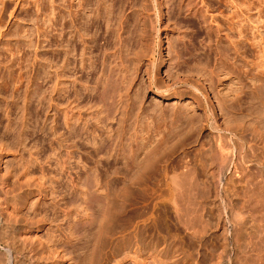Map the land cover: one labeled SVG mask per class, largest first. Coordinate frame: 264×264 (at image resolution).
Listing matches in <instances>:
<instances>
[{"label": "rangeland", "instance_id": "1", "mask_svg": "<svg viewBox=\"0 0 264 264\" xmlns=\"http://www.w3.org/2000/svg\"><path fill=\"white\" fill-rule=\"evenodd\" d=\"M153 1L154 0H67V4L66 0H0V154L2 156L0 162V204L3 203V209L0 208V258L4 257L5 259L7 256L6 252L9 250L10 254L13 253L12 255L17 256L19 254L17 258H21L22 254L24 258H28L29 254L31 256L33 255L35 258L32 257V259L35 262L37 261L36 263L33 262L34 264H43V262L50 260L52 264H89V254L93 251V236L96 230L95 221H99L101 218L99 202H97V200L96 202H92V206L86 205L84 202L89 188L93 186V189H99L98 192H101L100 194H105L103 192H105L104 189H106L107 186L106 181L108 180L107 178L110 179V176L112 179H110L111 182H109L110 187L114 185L119 186V183L120 186L124 183V185L128 184L129 187V183L125 181L118 183V181L124 180L122 179L124 176L118 174L124 173L122 171L120 172V170H124L123 168L125 167L122 164L129 160H127V158H132L131 155L134 153L135 155H132L134 156L132 161H130V159L128 163L135 160L133 163L134 165L130 163L129 165L131 167L133 166L132 168L137 166H135V164L139 166L142 161L138 163V160H142L145 156L144 154L149 153V151L146 152L143 150H152L151 145L156 141L158 144V140L161 139L159 137H163V133L166 135L168 133L165 137H168L171 133V137H173L172 141L170 140L171 137L170 139L168 137L167 139L169 140L163 143L165 145L162 146L160 142L161 146L158 147L161 148L166 146L167 142H169L168 145H170V143L175 145V143L178 142V146L176 144L174 150V145H170L173 151L172 152L170 148V152L174 155L169 156L171 154L169 151L167 152L169 155L166 153V151L169 150L168 145L166 146L167 150L165 149L166 147L163 148L164 150L160 149V151H158L159 155L161 156L162 152L165 151L164 154L166 153L168 158L166 154V156L162 154L163 156L161 157H163L162 160L167 159V161L161 163L162 160H159L161 165L156 161L158 163L157 165V163L154 162L155 159L152 161L153 167L151 166V171L152 168H157V171L153 170L152 172L159 171L157 173L158 177L156 173L155 175H153V173L150 174V172L148 173V175L155 176L157 180H155V177L152 176V178H154L153 180L149 176L150 181H153L154 184H151L150 181H148L149 179H147L146 184L144 183L146 186L142 185L144 191L141 189V186L138 187V189L137 187L135 188L137 185H134V188L132 187L134 190H137L133 192L137 195L138 200L141 196H147L148 198L141 197V201L139 200L138 202L136 196L132 193L137 202L132 199L133 196L130 198L131 207L134 208L131 209L132 215L130 214V220L132 224L136 220H139L134 223L135 225L133 224L132 227L130 225V230L133 228V234L137 233L136 231L138 228H140L139 231H141L145 226L141 228L140 225L142 223L140 221L145 219V224L149 222L146 224V227L149 229L146 227L144 229L149 232L145 230L146 232L144 231V234L148 233V235H144L145 240H142V242L134 237L135 239H132L133 244L130 243L132 246L129 245L130 247L128 248H125L122 244L118 245V247H116L117 249H113L111 246L107 245L103 250L106 255H100L98 258L101 260L98 263L216 264L218 262L217 264H241V262L239 263L241 259V257H239L241 256V233H239L240 228H238V226L240 227L238 224L240 220V208H237L239 204L237 203L239 202L237 184L229 188V191L231 193L233 192L232 197H230L232 194L230 195V192L225 190L228 194L227 196L222 192L224 190H218L221 193L217 192V190L213 189V185L205 183L206 181L204 180L210 178L206 176H212L211 171L209 172L210 168L205 167V171L203 172L196 170L197 167L200 166L199 164L197 166L196 163L199 158L198 154L200 151H211V148L208 146L214 143V133L212 129L209 128V123L204 122L206 105L201 93H207L208 103L217 106L218 99L222 101L223 97V100H225V95L229 96L226 90H228V84H232L231 79L224 73V65L222 64L224 62H222L223 59H221L223 58L222 56H224L223 48H225V50L227 48V42L224 40L225 36L223 34L225 29H221L220 36L216 35L217 33L213 28L215 27V23H212L214 24L212 27L211 24H209V18L207 22H205L202 15L204 13L197 10L195 3L198 2V0H157V3H159L158 6H160L159 8L156 5L154 6ZM69 2H72V6ZM80 4H84L83 8H86L83 9ZM78 5L80 6L78 7ZM199 5L202 9L209 10L208 12L213 16H219L220 11L225 9L223 5L219 7V4L215 0H205L203 5ZM149 6H151V8ZM68 8L72 12L67 10ZM73 10L78 13H75L76 16H73L75 14L71 15V13H74ZM150 21H154V24L150 23ZM94 26H97L98 29ZM91 36L93 39L97 38L96 41H93V39L90 38ZM219 37L222 38L221 41ZM89 38V43H86L87 46L84 42ZM91 39L93 41L91 43L94 44L95 42L96 45H92L94 46L92 49H90ZM98 39L100 40L98 41ZM80 41L82 43H80ZM97 41L98 45L96 44ZM79 44L81 45L79 46ZM103 45L105 46L102 47ZM84 48L85 50H83ZM222 51L223 53H221ZM81 53L85 55L83 56ZM89 55L93 59H97V56H99L97 60L95 59L96 64L90 62V59L91 61L94 60ZM88 57L90 58L87 59ZM99 61L101 62V66ZM107 61L110 62L108 63ZM90 63L93 65H90ZM107 64L110 65L111 68H108L109 66ZM112 67L115 72L114 74L110 70ZM108 70L111 72L110 74L107 72ZM151 71L155 72L156 74H154L157 75L155 77L157 78L155 79L156 84H159L160 87L163 84L164 87L162 86V88L164 89L169 86L168 89H170L167 90L168 93L166 91H163L162 95L157 93V85L152 86L149 82L151 79ZM111 74L114 75V80H112L113 78L111 79ZM109 75L110 77H108ZM175 75H179L183 79L187 78L191 83L200 78L201 82L204 83V87L202 85L200 86V83H198V88L202 91L194 92L187 87L189 86L188 83H175ZM106 77L110 80L108 81ZM102 81H104L105 84ZM106 81L110 84H106ZM235 81L236 80H234V82ZM111 83H113V85ZM103 88H106L104 92L107 94L105 93L106 96L99 97V93L104 90ZM107 89L109 90L107 91ZM110 97H112V99ZM139 103L140 105H138ZM188 107H192L193 110ZM134 112L138 114L136 113L135 115ZM181 113L189 114L186 116V114L181 115ZM215 113L219 115L217 121L223 124L224 117L221 116V111L216 108ZM192 115L194 117H192ZM126 116L127 118L123 119V121L122 118ZM197 117L201 118V120L199 121ZM118 121L119 123H117ZM165 121L168 122L166 123ZM201 121H203V124ZM142 123L143 125L141 126ZM142 127H146L147 129L143 130ZM140 129L142 131H140ZM154 130L155 132H152ZM170 130L171 132L169 133ZM174 130L178 132L181 130L183 131L182 134L184 133L186 135L182 136L181 131L179 133L176 132V135L172 133ZM210 130L213 133V137L211 136L212 133ZM134 132H138V134L135 133L138 137L134 136ZM173 134L176 137L180 135L178 137L179 140L178 138L176 139ZM132 135L134 139L136 137L135 141ZM147 138L150 141L146 140ZM180 139H182L184 145H182L183 142ZM66 144L68 146L70 145V148ZM65 145L69 149L68 151H70V156L67 157L66 160L68 161L64 168L61 158L66 153L65 151L67 148L64 149ZM98 146L100 148H98ZM117 146L119 147L117 148ZM149 146L151 147L149 148ZM155 146H157L156 143ZM212 146L214 145H211V147ZM201 148L207 150H202ZM213 149L215 150L216 146H214ZM116 150H118V152ZM131 150L134 151L132 152ZM125 151L131 153L125 156ZM158 152L157 155H155L156 157L154 156L157 160L161 159V157L158 158ZM123 154L125 158L127 155L130 156L124 160ZM208 154L206 157H209L207 160L208 163H210L212 154L211 152ZM175 156L179 157L176 159ZM180 156L182 157V161L180 160ZM174 158L176 159L175 161L178 160V164L172 161ZM183 159H187V163H183ZM170 161L175 163V165L171 163V166H175L178 170L170 166ZM208 163H206V165ZM179 164L184 169H186L185 165L187 168H191L190 165H192L193 169L197 166L194 171L191 168L190 170L192 171L191 173L189 172V174H193V176L195 174V176H197L198 174V180L194 176V179L197 180V182L194 183L195 185L193 184L194 189L193 187L191 188L194 194L192 191L184 192L182 194L183 196L184 194L188 196L192 194L187 198L188 200L186 199V195L182 198L183 201L179 202L181 201L179 198L181 193H179V203L176 201V204L171 198H174V195L178 193L168 190L169 186L166 185V181L164 180L166 179L163 174L164 171H161L168 167L167 170L169 173H174V170L178 172L182 168ZM163 165H165V168L162 167ZM121 166L123 167L122 169ZM158 166L162 167V169L159 170L160 168H158ZM114 167H117L116 170H119V172L117 170L118 175L111 174L112 170L115 169ZM160 173L164 179L158 175ZM86 176L90 177L88 178L89 180ZM96 176L100 182L98 186L94 181ZM113 176L115 179H113ZM201 178L205 184L202 182ZM85 179L87 180L85 181ZM190 179L191 177L189 176L188 182H195L193 178L192 181ZM90 180L92 183H90ZM209 180H211V178L208 179L207 182ZM112 181L116 182L113 183ZM198 181H201L203 186L206 185L207 187L208 185L212 187H208L209 189L205 190V186L203 188L199 184L203 190L202 192V190L200 191L198 189L199 185L196 186ZM236 182L237 180L235 183ZM110 183L114 185L111 186L112 184L110 185ZM212 184H214V180ZM104 185L106 186L104 187ZM120 186L116 187V189H114V187L112 188L114 194L122 193V188ZM159 186H161V188ZM122 187L124 186L122 185ZM147 187H150V190L148 189V192L145 193ZM164 187H167L166 190ZM233 187L234 189H232ZM139 188L142 190V194ZM230 189H232V191ZM196 190H199V192H196ZM136 192L141 195L138 197ZM187 192L191 193L188 194ZM235 197H237V202L235 203L237 204L236 207L234 203H231L236 201ZM184 200L186 206L189 203V207L184 206ZM194 201H196V203ZM171 202L174 203L176 207H180L178 204L183 205L185 209L183 206L181 207H183L184 211L188 210V213L191 211L186 216L184 215L185 218H189L188 215L191 216L192 211H194L195 214H201L200 216L196 215V219H199V222L196 221V223H193V221H187L188 225L186 224L184 227L185 224L182 225V222L184 223L186 221L180 222L177 220L176 214L172 212V207L175 206H170V204H172ZM230 203L231 207L233 206L234 208L230 207ZM137 205L143 209H145L143 206L147 208V210L142 209V212L144 211L143 213L146 211L145 215H141L143 213L141 212V208H138ZM196 206H200L198 207L199 209ZM176 207L174 209H176ZM191 207H193L192 210L190 209ZM194 208L200 210L199 212H202L203 209L204 211L203 213H198ZM135 209L136 212L134 211ZM176 210L173 211L176 213ZM133 212H135L134 214L138 212L141 219L137 218L139 217L138 214H136L137 216L134 215L135 219L133 217ZM194 212L192 214L193 218H195ZM232 213L234 215H232ZM235 215L237 218H235ZM233 216H235V221ZM156 217L162 219L163 222ZM201 217H205L206 219L204 220ZM153 219L159 220L161 223L157 221L159 223L157 226L158 223H153L155 222ZM202 219L203 221L200 222ZM228 219L230 221L227 222L226 220ZM197 222L198 225L201 224L203 228L205 226L206 230H204L206 232L203 233V228L200 227L201 225L198 226ZM76 223H78V225L80 224V233L74 232ZM163 223L166 225H160ZM189 224H192L191 227ZM138 225L140 227H138ZM193 225L198 227V231L202 230V236L197 234L198 236L195 238V234L198 233V231ZM186 227L189 229L191 228V230L188 228L185 229ZM158 229H161V231L159 230L158 232ZM193 229H195L196 232L195 230L193 231ZM18 231L23 234L31 232L32 239L30 240L32 241H27L28 243L26 242V245L22 243L21 246L22 241L18 242V237H15L17 236L16 234L19 233ZM136 239L142 244L137 242ZM39 241L45 243V249H47V251H42ZM145 242H147L146 245ZM143 247H145V249ZM55 249L62 255L60 260H58V258L56 260V258H54L55 256L52 254V251ZM127 251H129L128 255L130 256L125 258L124 255ZM239 253L240 255H238ZM23 257L21 258L23 260L20 259L21 261L19 260L18 264H20V262L22 264H28L27 259ZM231 258L234 259L232 260L233 263L230 260ZM193 260H197V263Z\"/></svg>", "mask_w": 264, "mask_h": 264}, {"label": "bare ground", "instance_id": "2", "mask_svg": "<svg viewBox=\"0 0 264 264\" xmlns=\"http://www.w3.org/2000/svg\"><path fill=\"white\" fill-rule=\"evenodd\" d=\"M69 1V0H68ZM70 1H72V0H70ZM109 1V0H108ZM113 1V0H112ZM124 1V0H123ZM196 1V0H195ZM204 1L205 0H198V2H196L195 4H196V7H197V10L198 11H201V12H203L204 14H202L203 15V18L205 19H203L205 22H207V20H208V18L210 19L209 21V24H211V26L212 25H214V24H212V23H215V27H213L214 29H215V31H216V35L217 36H220L221 35V29H225V31L223 32V34H224V36H225V38H224V40L227 42L226 44H227V48H226V50H225V48H223L224 49V56H222L223 58H221V59H223V61L222 62H224V63H222L224 66H223V69H224V73H225V75L226 76H228L230 79H231V81H232V84H228L229 86H228V90H226L227 91V95H229V96H226L225 95V100H223L224 99V97H223V99H222V101H221V99H218L217 100V106H213V105H211V104H209L208 103V100H207V93H201L202 94V97H203V99H204V101H205V105H206V111L204 112L205 113V118H204V122H207V123H209V128H211L212 129V132L214 133V143L213 144H211L210 142V144L211 145H214V146H216V149L214 150L213 149V147L214 146H212L211 147V145L210 146H208V147H210L211 148V151L209 150H207V149H202V150H207V151H200V153L198 154L199 155V158H198V161L196 162L197 163V166H198V164L200 165L199 167H197V169H196V167H194V169H196L197 171L198 170H200V171H205V167H208V168H210V170H209V172L211 171V175L212 176H206V175H204V176H206V177H210L211 178V180H212V182H213V180H214V184H212V182H211V180H209L208 182H207V180L208 179H210V178H208L207 180L205 179L204 181H206L205 183H207V184H211V185H213V189H215V190H217V192H220V191H218V190H228V192H230L229 191V188L231 187V186H236L235 184H237V190H239V202H237V197H235L236 199V201L235 202H231V203H234V205H235V207H236V205L237 204H235L236 202L237 203H239L238 204V209L240 208V220H239V222H238V224L240 225V227L238 226V228H240V232L239 233H241V241H240V243H241V249H240V251H241V256H239V257H241V259L239 260V263L241 262V264H264V0H215L218 4H219V7L221 6V5H223L224 6V8L225 9H222V11H220V14H219V16L217 15H215V16H213V15H211L208 11L209 10H205V9H202V7L199 5V4H202L203 5V3H204ZM66 2H67V0H66ZM79 2H81V1H79ZM154 2V6L156 5V6H158V4L159 3H157V0H154L153 1ZM153 2H152V4H153ZM72 3V2H71ZM70 2H69V4L72 6V4H71ZM82 3V2H81ZM97 3V2H96ZM99 3V2H98ZM145 3V2H144ZM207 3V2H206ZM67 4H68V2H67ZM107 4V3H106ZM130 4V3H129ZM81 5V4H80ZM80 5H78V7L80 6ZM90 5V4H89ZM148 5V4H147ZM82 6V8L84 7V4H82L81 5ZM86 6V5H85ZM113 6V5H112ZM129 6V5H128ZM135 6V5H134ZM153 6V5H152ZM210 6V5H209ZM213 6V5H212ZM70 7V6H69ZM150 8H151V6H149ZM148 7V8H149ZM160 6H158V8H159ZM179 7V6H178ZM206 7H207V4H206ZM86 8V7H85ZM85 8H83V9H85ZM124 8H125V6H124ZM146 8V7H145ZM211 8V7H210ZM74 9V8H73ZM77 9V8H76ZM75 9V10H76ZM107 9V8H106ZM129 9H130V7H129ZM214 9V8H213ZM219 9V8H218ZM67 10H69L70 12H72L69 8L67 9ZM137 10V9H136ZM145 10V9H144ZM180 10V9H179ZM204 10H205V12H204ZM97 11V10H96ZM101 11V10H100ZM151 11V10H150ZM197 11V12H198ZM219 11V10H218ZM226 11H228V12H225ZM69 12V13H70ZM73 12L74 13H71V15L72 14H75L76 12L73 10ZM123 12V11H122ZM138 12V11H137ZM133 13V12H132ZM160 13V12H159ZM210 15H209V14ZM213 13V12H212ZM68 14V13H67ZM76 14H78V13H76ZM76 14L75 15H73V16H76ZM111 14V13H110ZM70 15V16H71ZM94 15V14H93ZM155 15V14H154ZM159 15V14H158ZM200 15V14H199ZM80 16H82V15H80ZM136 16V15H135ZM152 16H153V14H152ZM94 17H96V16H94ZM130 17V16H129ZM78 18V17H77ZM76 18V19H77ZM72 19V18H71ZM73 20V19H72ZM113 20V19H112ZM150 20V19H149ZM91 21V20H90ZM147 22V21H146ZM204 22V23H205ZM68 23V22H67ZM137 23V22H136ZM150 23H152V24H154V21L152 22V21H150ZM151 24V25H152ZM94 25H95V23H94ZM119 25V24H118ZM143 25V24H142ZM145 25V24H144ZM109 26V25H108ZM153 26V25H152ZM151 26V27H152ZM210 26V27H211ZM95 27V26H94ZM150 27V28H151ZM93 28V27H92ZM95 28H97V26L95 27ZM94 28V29H95ZM118 28V27H117ZM153 28H154V26H153ZM213 28H211V29H213ZM82 29V28H81ZM98 29V28H97ZM146 29V28H145ZM157 29V28H156ZM99 31V30H98ZM121 31V30H120ZM136 31V30H135ZM146 31V30H145ZM156 31V30H155ZM211 31V30H210ZM39 32V31H38ZM73 32V31H72ZM81 32V31H80ZM88 32V31H87ZM127 32V31H126ZM144 32V31H143ZM85 33V32H84ZM116 33V32H115ZM153 33H155V32H153ZM41 34V33H40ZM75 34V33H74ZM86 34H88V33H86ZM95 34V33H94ZM114 34V33H113ZM144 34V33H143ZM149 34V33H148ZM157 34V33H156ZM81 35H83V34H81ZM96 35V34H95ZM126 35V34H125ZM124 35V36H125ZM211 35V34H210ZM80 36V35H79ZM84 36V35H83ZM83 36H82V38H83ZM105 36V35H104ZM103 36V37H104ZM93 37H95V36H93ZM97 37V36H96ZM143 37V36H142ZM151 37V36H150ZM81 38V37H80ZM82 38H81V40H82ZM90 38H92V36L90 37ZM90 38L86 41V40H84V41H86V42H84L85 44L87 43H89V40H90ZM111 38V37H110ZM159 38V37H158ZM220 38V37H219ZM84 39V38H83ZM93 39V38H92ZM92 39H91V41H90V44H91V47H90V49H92V47L94 48V46H96L95 45V42H94V44H92L91 42H93V41H96V39L94 38L93 39V41H92ZM122 39V38H121ZM124 39V38H123ZM217 39V38H216ZM221 39L222 38H220V41H221ZM100 39H98V41H99ZM120 40V39H119ZM126 40V39H125ZM128 40V39H127ZM132 40V39H131ZM66 41H68V40H66ZM78 41V40H77ZM98 41L96 42V44L98 45ZM114 41V40H113ZM129 41V40H128ZM161 41V40H160ZM82 42H83V40H82ZM81 41H80V43H82ZM219 43V42H218ZM77 44V43H76ZM85 44H84V46H85ZM86 44V45H87ZM89 44V45H90ZM117 44V43H116ZM81 44H79V46H80ZM92 45H94V46H92ZM111 45V44H110ZM126 45V44H125ZM88 46V45H87ZM86 46V47H87ZM105 45H103L102 47H104ZM74 47V46H73ZM83 47V46H82ZM101 47V46H100ZM100 47H99V49H100ZM116 47V46H115ZM89 48V47H88ZM95 48H97V47H95ZM110 48V47H109ZM124 48V47H123ZM65 49V48H64ZM80 49V48H79ZM87 49V48H86ZM103 49V48H102ZM129 49V48H128ZM222 49V50H223ZM73 50V49H72ZM81 50V49H80ZM83 50H85V48L83 49ZM106 50V49H105ZM109 50V49H108ZM95 51H97V50H95ZM81 52H84V51H81ZM98 52V51H97ZM105 52V51H104ZM127 52H128V50H127ZM131 52V51H130ZM93 53H96V52H93ZM121 53V52H120ZM221 53H223V51L221 52ZM82 54V53H81ZM91 54V53H90ZM68 55V54H67ZM66 55V56H67ZM83 56L85 55V54H82ZM95 55V54H94ZM93 55V56H94ZM107 55H109V54H107ZM222 55V54H221ZM77 56V55H76ZM88 56V55H87ZM90 56V55H89ZM111 56V55H110ZM118 56V55H117ZM122 56V55H121ZM218 56V55H217ZM91 57V56H90ZM90 57H88L87 59H89ZM95 57V56H94ZM114 57V56H113ZM119 57V56H118ZM85 58V57H84ZM83 58V59H84ZM92 58V57H91ZM99 58V56H97V59ZM117 58V57H116ZM123 58V57H122ZM127 58V57H126ZM82 59V60H83ZM93 59V58H92ZM95 59L96 58H94L93 60L94 61H91V59H90V62H94V64H96L95 63ZM96 59V60H97ZM118 59V58H117ZM84 60H86V59H84ZM83 60V61H84ZM101 60V59H100ZM125 60V59H124ZM105 61V60H104ZM136 61V60H135ZM100 62V61H99ZM108 62V61H107ZM110 62V61H109ZM108 62V63H109ZM85 63V62H84ZM89 63V62H88ZM120 63V62H119ZM70 64V63H69ZM86 64V63H85ZM92 63H90V65H91ZM99 64V63H98ZM103 64V63H102ZM93 65V64H92ZM104 65H105V62H104ZM108 65V64H107ZM121 65V64H120ZM131 65H133V64H131ZM87 66V65H86ZM100 66H101V62H100ZM109 67L108 68H111L110 67V65H108ZM111 66H112V64H111ZM91 67H93V66H91ZM95 67V66H94ZM102 68V67H101ZM107 68V69H108ZM154 68V67H153ZM202 68V67H201ZM100 69V68H99ZM154 69H157V68H154ZM153 69V70H154ZM203 69V68H202ZM106 70V69H105ZM111 70V72H113V74L115 73L114 71H113V67H112V69H110ZM103 71V70H102ZM117 71V70H116ZM131 71V70H130ZM201 71V70H200ZM109 74L111 73V72H109V70L107 71ZM183 72V71H182ZM103 73H104V71H103ZM155 72H153V71H151V79H150V83L152 84V86L154 85H157V93H159V95H162L163 94V91H166L167 93H168V91L167 90H169L168 89V87L166 88V89H164V88H162V86H163V84L161 85V87L159 86V84H156V80L155 79H157V78H155L157 75H155L154 74ZM179 73V72H178ZM102 74V73H101ZM113 74H111L112 76H111V79L114 77V75ZM127 74V73H126ZM132 74H134V73H132ZM93 75V74H92ZM95 75V74H94ZM117 75V74H116ZM155 75V76H154ZM212 75V74H211ZM169 76V75H168ZM183 76V75H182ZM185 76V75H184ZM225 76V77H226ZM20 77V76H19ZM92 77V76H91ZM108 77H110V75L108 76ZM126 77V76H125ZM107 78V77H106ZM134 78V77H133ZM171 78H172V76H171ZM175 83H180V82H185L186 84L188 83L189 84V86H187V87H189L192 91H194V92H201L200 91V89L198 88V83H200V86L202 85L203 87H204V83H202L201 82V79L200 78H198V79H196L194 82H189L188 80H187V78L186 79H183L182 77H180L179 75H175ZM173 78V79H174ZM128 79V78H127ZM211 79V78H210ZM209 79V80H210ZM21 80V79H20ZM101 80V79H100ZM107 80L109 81L110 79H108L107 78ZM112 80H114V78L112 79ZM112 80H111V82H112ZM133 80V79H132ZM187 80V81H186ZM234 80H236L235 82H234ZM108 81H106L107 83L106 84H108L109 82ZM159 81V80H158ZM169 81V80H168ZM230 81V82H231ZM102 82H104V81H102ZM114 82V81H113ZM162 82V81H161ZM160 82V83H161ZM171 82V81H170ZM85 83V82H84ZM123 83V82H122ZM131 83V82H130ZM150 83H149V85H150ZM163 83V82H162ZM184 83V84H185ZM87 84V83H86ZM102 84V83H101ZM104 84H105V82H104ZM110 84V83H109ZM112 85H113V83H111ZM111 85V86H112ZM169 85V84H168ZM177 85V84H176ZM106 86H108V85H106ZM106 86H103V87H106ZM110 86V87H111ZM148 86V85H147ZM151 86V85H150ZM199 86V87H200ZM110 87H108V88H110ZM117 87V86H116ZM119 87V86H118ZM128 87H129V85H128ZM164 87V86H163ZM93 88V87H92ZM107 88V87H106ZM105 88V89H106ZM175 88V87H174ZM184 88V87H183ZM182 88V89H183ZM100 89V88H99ZM104 89V88H103ZM103 90L101 93H99V97H103V96H106V92H104V91H106V90ZM111 89V88H110ZM120 89V88H119ZM124 89V88H123ZM155 89V88H154ZM178 89V88H177ZM189 89V90H190ZM98 90V89H97ZM97 90H96V92H97ZM102 90V89H101ZM100 90V91H101ZM109 89H107V91H108ZM116 90V89H115ZM118 90V89H117ZM188 90V89H187ZM190 90V91H191ZM94 91V90H93ZM123 91V90H122ZM173 91V90H172ZM174 91H175V89H174ZM173 91V92H174ZM180 91V90H179ZM225 91V92H226ZM104 92V93H103ZM95 93V92H94ZM106 93V94H105ZM109 93V92H108ZM176 93V92H175ZM224 93V92H223ZM101 94H105V95H101ZM121 94V93H120ZM118 95V94H117ZM113 97V96H112ZM112 97H110L111 99H112ZM106 98H108V97H106ZM122 98V97H121ZM138 98V97H137ZM135 99V98H134ZM119 100V99H118ZM116 102H118V101H116ZM139 102V101H138ZM113 103V102H112ZM114 105V104H113ZM130 105V104H129ZM138 105H140V103L138 104ZM116 107V106H115ZM136 108H138V107H136ZM184 108V107H183ZM188 108H192V107H188ZM216 108H218L220 111H221V116H223L224 118V121H223V124L221 123H219L217 120V117L219 116V115H217V113H215V109ZM139 109H140V107H139ZM181 109V108H180ZM180 109H178V110H180ZM112 110H114V109H112ZM131 110H132V107H131ZM192 110H193V108H192ZM136 111H137V109H136ZM172 111H173V109H172ZM171 111V112H172ZM177 111V110H176ZM185 111V110H184ZM159 112V111H158ZM182 112V111H181ZM193 112V111H192ZM192 112H191V114H192ZM132 113V112H131ZM135 113V112H134ZM137 113V112H136ZM136 113H135V115H136ZM157 113V112H156ZM166 113V112H165ZM169 113V112H168ZM198 113V112H197ZM138 114V113H137ZM186 113H184V114H182L181 113V115H185ZM189 114V113H188ZM188 114H186V116L188 115ZM199 114V113H198ZM131 115V114H130ZM158 115H159V113H158ZM179 115V114H178ZM201 115V114H200ZM132 116H134V115H132ZM165 116V115H164ZM180 116V115H179ZM197 116V115H196ZM137 117V116H136ZM158 117V116H157ZM162 117V116H161ZM171 117V116H170ZM178 117V116H177ZM191 117V116H190ZM192 117H194L193 115H192ZM191 117V118H192ZM201 117V116H200ZM121 118V117H120ZM127 118V116L124 118H122V120L123 119H126ZM131 118V117H130ZM133 118V117H132ZM141 118V117H140ZM173 118V117H172ZM175 118V117H174ZM189 118V117H188ZM191 118H190V120H191ZM198 118V117H197ZM196 118V119H197ZM142 119H144V118H142ZM141 119V120H142ZM161 119V118H160ZM199 119V121L201 120V118H198ZM121 120V121H122ZM135 120H136V118H135ZM203 120V119H202ZM120 121V120H119ZM119 121L117 122V123H119ZM124 121V120H123ZM144 121V120H143ZM135 122V121H134ZM147 122V121H146ZM163 122V121H162ZM166 122V121H165ZM168 122V121H167ZM166 122V123H167ZM202 122V124H203V121H201ZM121 123V122H120ZM123 123V122H122ZM141 123V122H140ZM139 123V124H140ZM144 123H145V121H144ZM206 123V124H207ZM155 124H157V123H155ZM189 124V123H188ZM200 124V123H199ZM119 125V124H118ZM127 125V124H126ZM131 125V124H130ZM143 125V123L141 124V126ZM145 125V124H144ZM154 125V124H153ZM183 125V124H182ZM181 125V126H182ZM190 125V124H189ZM188 125V126H189ZM201 125V124H200ZM133 126V125H132ZM136 126V125H135ZM156 126H158V125H156ZM162 126V125H161ZM178 126V125H177ZM194 126V125H193ZM196 126V125H195ZM147 127V126H146ZM146 127H142V129L144 130V129H147ZM171 127V126H170ZM190 127V126H189ZM119 128H120V126H119ZM132 128V127H131ZM149 128V127H148ZM180 128V127H179ZM116 129H118V128H116ZM151 129H155V128H151ZM158 129V128H157ZM172 129H173V127H172ZM181 129V128H180ZM118 130H120V129H118ZM150 130V129H149ZM163 130V129H162ZM166 130V129H165ZM165 130H164V132H165ZM129 131H130V129H129ZM135 131H137V130H135ZM140 131H142L141 129H140ZM151 131V130H150ZM168 131V130H167ZM173 131V130H172ZM181 131V130H180ZM179 131V132H180ZM189 131V130H188ZM191 131V130H190ZM195 131V130H194ZM120 132V131H119ZM122 132V131H121ZM152 132H155V130L154 131H152ZM152 132H149V133H151V134H153ZM161 132V131H160ZM171 132V130L169 131V133ZM176 132H178V131H175L174 130V132H172V133H175L176 135H177V133ZM178 132V133H179ZM182 132L183 131H181V134H182ZM198 132V131H197ZM210 132H211V130H210ZM211 132V133H212ZM123 133H125V132H123ZM135 133H137L138 134V132H134V134ZM167 133V132H166ZM213 133L211 134V136L213 137ZM79 134V133H78ZM137 134H135L134 136H136V137H138L137 136ZM141 134H144V133H141ZM150 134V135H151ZM162 134V133H161ZM156 135V134H155ZM163 135V137H159V138H161V139H159L158 140V144H157V141L155 142L156 143V145L157 146H155V143H153V145L155 146H153V145H151V146H149V148L151 147V149L152 150H143V151H146V152H148L149 151V153H146V154H144L145 156H146V158H145V156H144V158H142V160H138V163L140 162V161H142V163L141 164H139V166H138V164H135V166L137 167H135V168H132L130 165H129V163L132 165L134 162H135V160L133 161V162H129L128 163V161L130 160V161H132V159H133V157L134 156H132L131 155V157L132 158H127V157H129L128 155H127V160L128 161H126L125 163H123L122 165L123 166H125L124 168L121 166V169L123 168L124 170H120V172L122 171V172H124L123 174L122 173H118L119 172V170H118V172H117V170H116V168L114 169V170H112V172H111V174L113 175H118V174H121V176L123 175L124 177L122 178V179H124V180H120V181H118V183L119 182H123V181H125V182H127V183H129V185L131 186V188H130V186L128 187V184H125L124 185V183L122 184L124 187H122V185L120 186V183L118 184L121 188H122V193L120 192H118L119 194H114V190H112V188L115 186L113 183L114 182H116V181H112L113 183H110V185L111 186H113V187H110L109 186V182H111V174L109 175L110 176V179L109 178H107L108 180L105 182L106 184H107V186L106 185H104V187L106 186V189H104L105 190V192H103V193H105V194H100L98 191H99V189L98 188H96V189H93L92 187L93 186H91V188H89V191H88V193H87V196H86V199H84L85 201V203H86V205H89V206H92V202L93 201H95L96 202V200H97V202H99V207H100V214H101V218L99 219V221H95V228H96V230H95V234H94V244H93V251L88 255L89 257H90V262H91V264H99L98 262H100V260H99V256L100 255H106L105 254V252L103 251L104 250V248L107 246V245H109V246H111L113 249H115L116 247H118V245H120V244H122L125 248H128V247H130V246H132L130 243H132L133 244V238L135 237V238H138V240L139 241H141L142 242V240H145V236L146 235H148V233H146V234H144L147 230L146 229H144L147 225V223H149V222H147L146 224L144 223V221H145V219L143 220V221H140L141 223V228H142V226L144 227V228H142V229H144V230H142L141 229V231H139L140 230V228H138L137 229V233L136 234H133V228H132V230H130V225H131V227H132V225L134 224V223H136L138 220H136L133 224H132V221L130 220V214L132 213V211H131V209H134V208H132L131 207V197L133 196V194H134V192L135 191H137V190H134L133 188V186L134 185H137V186H135V188L137 187V189H138V187H142L141 189L143 190L144 189V187L142 186V185H144V186H146L145 184H146V182H147V179H149V176H150V178H152V176L153 175H155V173H156V176H157V173L159 172H152L153 170L154 171H157L158 169L156 168V169H154V168H152V171H151V166L153 167V164H152V161H154V159H155V161L154 162H156V161H158L159 163H160V161L159 160H162L163 159V157H161V156H163L162 154H164V152L165 151H163L162 152V150H161V152H162V154H161V156L159 155V152L158 151H160V149H163V148H165L168 144H169V142H167L166 143V146H164V147H158V146H163V145H165V144H163V143H165L167 140H169L170 139V137H171V133H170V135L168 136L169 137V139H167L168 137H165V136H167L168 135V133H167V135L165 134V133H163L162 134ZM161 135V136H162ZM183 135H186V134H182V136ZM133 136V135H132ZM134 136H133V139H134ZM173 136H174V134H173ZM180 136V135H179ZM178 136V137H179ZM181 136V137H182ZM136 137H135V139H136ZM142 137V136H141ZM145 137V136H144ZM152 137H154V136H152ZM176 139L178 138V137H176V136H174ZM180 137V138H181ZM151 138V137H150ZM172 138L173 137H171V141H172ZM183 138V137H182ZM114 139V138H113ZM132 139V138H131ZM135 139H134V141H135ZM138 139V138H137ZM156 139V138H155ZM154 139V140H155ZM118 140V139H117ZM117 140H115V141H117ZM125 140H126V138H125ZM128 140V139H127ZM140 140V139H139ZM146 140H148V138L146 139ZM178 140H179V138H178ZM177 140V141H178ZM181 141H182V139H180ZM213 140V139H212ZM212 140H211V142H212ZM137 141V140H136ZM145 141V140H144ZM143 141V142H144ZM148 141H150V140H148ZM174 142H176L175 140H173ZM180 141V142H181ZM119 142V141H118ZM126 142V141H125ZM162 144H161V143ZM183 142V141H182ZM137 143V142H136ZM178 142H176L175 143V145L177 144ZM222 143H223V145H222ZM115 144V143H114ZM127 144V143H126ZM151 144H152V142H151ZM161 144V145H160ZM204 144V143H203ZM67 145V144H66ZM66 145L64 146V149L65 148H67L66 147ZM111 145V144H110ZM113 145V144H112ZM122 145V144H121ZM141 145V144H140ZM139 145V146H140ZM170 145H174L173 143L171 144L170 143ZM170 145H168L169 146V150H167V147L165 148L167 151H166V153L169 151V153H171L170 152V148L172 147H170ZM174 145V148H173V150L175 149V146ZM180 145V144H179ZM182 145H184V142H183V144ZM68 146V145H67ZM130 146H131V144H130ZM177 146H178V144H177ZM181 146V145H180ZM69 148H70V145L68 146ZM114 147V146H113ZM119 146H117V148H118ZM137 147V146H136ZM183 147V146H182ZM2 148V147H1ZM98 148H100L99 146H98ZM128 148V147H127ZM130 148V147H129ZM133 148V147H132ZM142 148V147H141ZM144 148V147H143ZM146 148V147H145ZM149 148H147V149H149ZM205 148V147H204ZM124 149V148H123ZM126 149V148H125ZM134 149V148H133ZM69 149L67 148L66 149V153H65V155H63L62 156V158H61V162H62V166L65 168L66 166V162L68 161V160H66L67 159V157L68 156H70V154H69V152L70 151H68ZM121 150V149H120ZM139 150V149H138ZM164 150V149H163ZM177 150V149H176ZM175 150V151H176ZM117 152H118V150H116ZM122 151V150H121ZM132 152L134 151V150H131ZM171 151H172V148H171ZM157 152H158V158H160L161 157V159H158L157 160V158H155L156 156L155 155H157ZM160 152V153H161ZM173 152V151H172ZM209 152H211V154H212V156H211V161H210V163H208V160L207 159H209V157H206L207 156V154L209 153ZM128 153H131V152H127V151H125V156H126V154H128ZM165 153V154H166ZM184 153H185V151H184ZM117 154V153H116ZM164 154V155H165ZM168 154V153H167ZM166 154V155H167ZM135 155V154H134ZM137 155V154H136ZM140 155V154H139ZM165 155V156H166ZM169 155V154H168ZM168 155L166 156L167 158H168ZM174 155V154H173ZM172 155V153L169 155V156H173ZM184 155V154H183ZM198 155H197V157H198ZM209 155V154H208ZM155 156V157H154ZM164 156V157H165ZM187 156V155H186ZM2 156H1V154H0V162H1V160H2V158H1ZM123 157H124V154H123ZM143 157V156H142ZM177 157H179V156H177ZM177 157L175 156V158L177 159ZM181 157V156H180ZM189 157V156H188ZM191 157V156H190ZM125 158V157H124ZM126 158L124 159V160H126ZM169 158H171V157H169ZM173 158V157H172ZM174 158V160H172V161H175L176 159ZM186 158V157H185ZM121 159H122V157H121ZM139 159V158H138ZM123 160V159H122ZM137 160V159H136ZM169 160V159H168ZM181 161H182V157H181V159H180ZM179 160V161H180ZM187 160V159H186ZM186 160H184L183 159V163L185 162V163H187V161ZM163 161H167V159H164V160H162L161 161V163L163 162ZM178 161V160H177ZM177 161H175V163H177ZM190 161L192 162V160L190 159ZM207 161V162H206ZM153 162V163H154ZM195 162V161H194ZM157 163V162H156ZM156 163H154V164H156ZM161 163H160V165H161ZM171 161H170V166H171ZM175 163H172V164H174L175 165ZM180 163V162H179ZM206 163H208L207 165H206ZM125 164V165H124ZM164 164V163H163ZM166 164H167V162H166ZM178 164V163H177ZM181 164H182V162H181ZM134 165V164H133ZM157 165H158V163H157ZM180 165V164H179ZM165 165H163L162 167L163 168H165L164 167ZM173 166V165H172ZM171 166V167H172ZM187 166L189 167V165L187 164ZM191 166V168H192V165H190ZM62 167V168H63ZM162 167H159L158 166V168H160L159 170H161L162 169ZM174 167V169H176L175 168V166H173ZM176 167H177V165H176ZM179 167V166H178ZM180 167H182L181 165H180ZM180 167H179V169H180ZM170 168V167H169ZM183 168V167H182ZM181 168V170L180 171H178V172H176L175 170L173 171V169H172V171L174 172V173H169L168 172V167L166 168V169H162V171L161 172H163V174H164V176H165V178L166 179H164L163 178V176H162V174L160 175V174H158L159 176H161L165 181H166V185L167 186H169L168 187V190H170V191H172V192H174V193H178V194H173L174 195V198H171V199H173V202L174 203H176L177 204V202L179 201V199H178V197H179V193H181V195L184 193V192H186V191H192V193L194 194V192H193V190H191V188L193 187V189H194V183H196L197 182V177H198V174H197V176H195L196 177V179H194V176H193V174H189V172L191 173V171L192 170H190L191 168H187L186 167V165H185V168L186 169H182ZM150 169V170H149ZM193 169V168H192ZM194 169H193V171H194ZM116 170V174L114 173V171ZM148 170V171H147ZM176 170H178V169H176ZM195 170V171H196ZM207 170V169H206ZM147 171V172H146ZM150 172V174L151 173H153V175L151 176V175H148V173ZM118 173V174H117ZM196 173V172H195ZM198 173V172H197ZM204 173H206V172H204ZM208 173V172H207ZM203 174V173H202ZM200 175H201V173H200ZM98 176V175H97ZM97 176L94 178V181L97 183V186H98V183L100 184V182H99V179H97ZM108 176V175H107ZM189 176L191 177V181L194 179V181L195 182H193V183H191V182H188V179H189ZM203 176V177H204ZM87 177V179L88 178H90V177H88V176H86ZM119 177V176H118ZM153 177H155V176H153ZM158 177V176H157ZM160 177V178H161ZM201 177V176H200ZM212 177H213V179H212ZM117 178V177H116ZM193 178V179H192ZM237 178V179H236ZM87 179H85V181L87 180ZM96 179V180H95ZM113 179H115V177L113 176ZM153 180H154V178H152ZM237 180V182L235 183V181ZM89 180V179H88ZM155 180H157L156 179V177H155ZM164 180H163V182H164ZM189 180V181H190ZM199 180H200V178H199ZM201 180H202V178H201ZM73 181V180H72ZM91 181V180H90ZM93 181V182H94ZM148 181H150V179L148 180ZM161 181H162V179H161ZM160 181V182H161ZM204 181L202 180V182L204 183ZM74 182V181H73ZM130 182H131V184H130ZM153 181H150V183L151 184H154V182L152 183ZM157 182V181H156ZM158 182H159V178H158ZM201 181L199 182L198 181V184H196V186H198L199 184L204 188V186H205V190L206 189H209V188H211V187H209L208 185H207V187H206V185H204L203 186V184H201L202 183ZM90 183H92V181L90 182ZM145 183V184H144ZM204 183V184H205ZM148 184V183H147ZM156 184V183H155ZM194 184V185H193ZM198 186V189L201 191L202 189H201V186ZM41 186V185H40ZM43 186V185H42ZM119 186H115L114 187V189H116V187H119ZM148 186V185H147ZM44 187V186H43ZM90 187V186H89ZM94 187H95V185H94ZM109 187H110V189H109ZM133 187V188H132ZM160 188H161V186H159ZM158 187V188H159ZM200 187V188H199ZM209 187V188H208ZM100 188V187H99ZM146 188V187H145ZM165 188V187H164ZM164 188H162V189H164ZM167 188V187H166ZM166 188H165V190H166ZM195 188H197V187H195ZM120 189V188H119ZM119 189H118V191H119ZM131 189V190H130ZM150 190V187L148 188L147 187V189H146V191H145V193L146 192H148L147 190ZM155 189V188H154ZM232 189H234V187L232 188ZM232 189H230L231 191H232ZM139 190H140V188H139ZM139 190H138V192H139ZM142 190H140V192H141V194H142ZM153 190V189H152ZM164 190V191H165ZM199 190H196V192L198 191L199 192ZM210 190H212V189H210ZM113 191V192H112ZM117 191V190H116ZM134 191V192H133ZM144 191V190H143ZM155 191V190H154ZM156 191H157V189H156ZM195 191V190H194ZM214 191V190H213ZM224 191H222L223 193H225L227 196H228V194L226 193V191L224 192ZM138 192H136L137 194H138ZM139 192V193H140ZM202 192H203V190H202ZM205 192V191H204ZM216 192V191H215ZM116 193V192H115ZM133 193V194H132ZM145 193H144V195H145ZM151 193V192H150ZM155 193V192H154ZM162 193V192H161ZM188 193V192H187ZM189 193H191V192H189ZM188 193V194H189ZM191 193V194H192ZM221 193V192H220ZM233 193V192H232ZM231 192L229 193L230 195L232 194ZM141 194H138V197H139V195H141ZM148 194V193H147ZM146 194V195H147ZM153 194V193H152ZM172 194V193H171ZM191 194H190V196H191ZM200 194V193H199ZM202 194V193H201ZM210 194V193H209ZM237 194V193H236ZM135 195V194H134ZM176 195H178V196H176ZM180 195V199H181V201H179V202H182L183 200H182V198L183 197H185L186 195L184 194V196L182 195L181 196ZM136 196V198H137V195H135ZM150 196V195H149ZM190 196H188L187 195V197H186V199L188 198V197H190ZM196 196V195H195ZM224 196V195H223ZM233 196V194L230 196V197H232ZM238 196V195H237ZM142 198H144V197H147V196H141ZM140 197V198H141ZM206 197H208V196H206ZM135 197L133 196L132 197V199H134ZM140 198H139V200H140ZM141 198V199H142ZM148 198V197H147ZM147 198H145V199H147ZM153 198V197H152ZM155 198V197H154ZM192 198V197H191ZM197 198H199V197H197ZM204 198V197H203ZM171 199H170V201H171ZM178 199V200H177ZM185 199V200H186ZM190 199V198H189ZM136 202H137V200H138V198H137V200L136 199H134ZM134 200H132L133 202H134ZM139 200H138V202H139ZM185 200H184V202H183V204H184V206H186L185 205ZM188 200V199H187ZM193 200V199H192ZM199 200V199H198ZM230 200V199H229ZM141 201V200H140ZM177 201V202H176ZM197 201V200H196ZM196 201H194L195 203H196ZM136 202H134V203H136ZM143 202V201H142ZM178 202V203H179ZM190 202V201H189ZM172 203V202H171ZM174 203H172V204H170V206L172 205H174L175 206V204ZM231 203H230V207H231ZM3 204V203H2ZM2 204H0V208H2ZM187 204V203H186ZM189 204V203H188ZM187 204V206L186 207H189V205ZM194 204V203H193ZM209 204V203H208ZM148 205V204H147ZM161 205V204H160ZM196 205H198V204H196ZM203 205V204H202ZM138 206V205H137ZM178 206H180V207H176V209H174L175 207H172L173 208V210H176V213H175V211H173L172 210V212H174V214H176V216H177V220H179L180 222H182V221H186V222H182V225H184V227L186 226V224H187V221H193V223H196V221H198L199 222V219L197 220L196 219V217L197 216H200L201 214H195V212L194 211H192V214H193V212H194V215H195V218H193V215L191 214V216L190 215H188L189 216V218H185V216L187 215V214H189L191 211H189V213L187 212L188 210H185L184 211V209H185V207L183 206V205H181V204H178ZM181 206H183L184 207V209H183V207H181ZM131 207V208H130ZM134 207V206H133ZM146 210H147V208L145 207V206H143ZM152 207V206H151ZM154 207V206H153ZM165 207V206H164ZM197 207V206H196ZM198 207H200V206H198ZM197 207V208H198ZM204 207V206H203ZM233 207V206H232ZM231 207V208H232ZM138 208H141V207H139L138 206ZM168 208V207H167ZM166 208V209H167ZM182 208V209H181ZM234 208V207H233ZM3 209V208H2ZM1 209V210H2ZM90 209H91V207H90ZM142 209L143 208H141V212H142ZM145 209H143V210H145ZM187 209V208H186ZM191 210L193 209V207H191L190 208ZM189 209V210H190ZM195 209V208H194ZM199 209V208H198ZM154 210V209H153ZM170 210V209H169ZM195 210H197V209H195ZM202 210V209H201ZM135 212H136V209L134 210ZM198 211V213H203V211H204V209H203V211L202 212H199L200 210H197ZM1 212V211H0ZM135 212H133V217L135 218V216H137L136 214H138L139 215V213L137 212L136 214H134ZM144 212V211H143ZM142 212V213H143ZM171 212V213H172ZM232 212H234V211H232ZM145 213H146V211H145ZM145 213H143V214H141L142 216L143 215H145ZM197 213V212H196ZM235 213V212H234ZM1 214V213H0ZM155 214V213H154ZM173 214V215H174ZM209 214V213H208ZM132 215V214H131ZM135 215V216H134ZM156 215V214H155ZM185 215V216H184ZM197 215V216H196ZM231 215V214H230ZM232 215H234L233 213H232ZM236 215H237V213H236ZM235 215V216H236ZM1 216V215H0ZM141 216V217H142ZM175 216V215H174ZM173 216V217H174ZM202 216H203V214H202ZM235 216H233V218L235 217ZM132 217V216H131ZM132 217V218H133ZM147 217V216H146ZM154 217V216H153ZM160 217V216H159ZM172 217V216H171ZM191 217V218H190ZM207 217V216H206ZM232 217V216H231ZM137 218H140V215H139V217H137ZM157 219H159L158 217H156ZM155 218V219H156ZM161 218V217H160ZM175 218V217H174ZM198 218H200V217H198ZM201 218H203V217H201ZM235 218H237V216L235 217ZM234 218V221L236 220ZM136 219V218H135ZM141 219V218H140ZM204 220L206 219L205 217L203 218ZM203 219L202 220H200V222L201 221H203ZM208 219V218H207ZM154 220V219H153ZM159 220H161L162 221V219H159ZM159 220H154L155 222H153V223H158L157 221H159ZM173 220V219H172ZM176 220V219H175ZM174 220V221H175ZM195 221V222H194ZM207 221V220H206ZM224 221V220H223ZM227 222L228 221H230L229 219L228 220H226ZM146 222V221H145ZM163 222V221H162ZM178 222V221H177ZM198 222H197V225H198ZM159 223H161L160 221H159ZM159 223L157 224V226L159 225ZM175 223V222H174ZM189 223V222H188ZM192 223V222H191ZM192 223V224H193ZM209 223V222H208ZM230 223V222H229ZM228 223V224H229ZM231 223H232V220H231ZM234 223V222H233ZM145 224V225H144ZM151 224V223H150ZM191 224V225H192ZM205 224H207V223H205ZM235 224V223H234ZM237 224V225H238ZM80 225V224H79ZM79 225H78V223H76L75 224V226H74V232H79ZM135 225V224H134ZM152 225V224H151ZM150 225V226H151ZM160 225H163V226H165L164 225V223L163 224H160ZM178 225H180V224H178ZM188 225V224H187ZM190 225V224H189ZM191 225H190V227H191ZM199 225H201V224H199ZM198 225V226H199ZM203 225H204V223H203ZM236 225V224H235ZM139 225H138V227H140ZM153 226V225H152ZM162 226V227H163ZM196 227L197 229V231L199 230L198 229V227L196 226V225H193V227ZM225 226V225H224ZM137 227V226H136ZM135 227V228H136ZM154 227V226H153ZM182 227V226H181ZM189 227V226H188ZM188 227H186L185 229H187ZM192 227V228H193ZM200 227H202V225L200 226ZM232 227V226H231ZM134 228V229H135ZM146 228H148V227H146ZM160 228H161V226H160ZM203 228V227H202ZM202 228H200V229H202ZM20 229V228H19ZM18 229V230H19ZM149 229V228H148ZM155 229V228H154ZM163 229V228H162ZM189 229V228H188ZM205 226H204V228L202 229L203 230V233L204 232H206L205 230ZM229 229V228H228ZM146 230V231H145ZM159 230L161 231V229H158V232H159ZM189 230H191V228L189 229ZM195 229H193V231H194ZM196 230H195V232H196ZM202 230H200V231H198V233H196L195 235V238L199 235V236H202ZM232 230H233V228H232ZM145 231V232H144ZM237 231H239V230H237ZM236 231V232H237ZM19 232V231H18ZM147 232H149V231H147ZM188 232V231H187ZM31 232H28V233H25V234H23L22 232H19L18 234H16L17 236H15V237H18V242H20V241H22L21 242V246H22V243H26L27 241H29V242H31L32 240H30V239H32L31 237V234H30ZM80 233V232H79ZM225 233H227V232H225ZM234 233V232H233ZM232 233V234H233ZM238 233V232H237ZM117 234H119V235H117ZM193 234V233H192ZM198 234V235H197ZM145 235V236H144ZM188 235V234H187ZM237 236H238V234H237ZM194 237V236H193ZM239 237V236H238ZM237 237V238H238ZM134 238V239H135ZM148 238V237H147ZM188 238H190V237H188ZM198 238H200V237H198ZM198 238H197V240H198ZM234 239V238H233ZM117 240H118V242H117ZM137 240V239H136ZM137 240V242H139ZM191 240H192V238H191ZM225 240V239H224ZM237 241V240H236ZM141 242H139L140 244H142ZM144 242V241H143ZM191 242V241H190ZM227 242V241H226ZM235 242V241H234ZM28 243V242H27ZM138 243V244H139ZM146 243L147 242H145V245H146ZM23 244V245H24ZM238 244V243H237ZM26 245V244H25ZM39 245H40V247H41V249H42V251L43 252H45V250L47 251V249H45V243H43L42 241H39ZM130 245V246H129ZM135 245H137V244H135ZM145 245H143V246H145ZM199 245V244H198ZM202 245V244H201ZM234 245V244H233ZM120 247V246H119ZM137 247V246H136ZM141 247H142V245H141ZM25 248V247H24ZM121 248V247H120ZM144 249H145V247H143ZM240 248V247H239ZM238 248V249H239ZM117 249V248H116ZM28 251V250H27ZM26 251V252H27ZM50 251V250H49ZM142 251H144V250H142ZM239 251V252H240ZM20 252V251H19ZM98 252H100V253H98ZM128 252L129 251H127V253L124 255L125 256V258L127 257V256H130V255H128ZM139 252V251H138ZM232 252V251H231ZM5 253V252H4ZM7 253V256L5 257V259H4V257H2V258H0L1 260H0V264H18L19 263V260L23 257V254H22V252H21V254H22V257L21 258H17L18 257V255L16 256V255H12V254H10V252H9V250L6 252ZM28 253V252H27ZM31 253V252H30ZM101 253H103V254H101ZM143 253V252H142ZM197 253V252H196ZM229 253V252H228ZM237 253V252H236ZM52 254L55 256L54 258H56V260H57V258H58V260H60L61 258H62V255L57 251V249H55V250H53L52 251ZM99 254V255H98ZM231 254V253H230ZM26 255H28V254H26ZM238 255H240V253L238 254ZM4 256H5V254H4ZM123 256V257H124ZM198 256V255H197ZM32 257H33V255L31 256L30 254L28 255V258L27 257H25L26 259H27V262H28V264H34L33 262H35L33 259H32ZM233 257V256H232ZM24 258V257H23ZM24 258V259H25ZM33 258H35V257H33ZM47 258V257H46ZM101 258V257H100ZM103 258V257H102ZM130 258V257H129ZM142 258H144V257H142ZM193 258H195V257H193ZM234 258V257H233ZM4 259V260H3ZM37 259V258H36ZM196 259V258H195ZM235 259V258H234ZM234 259H230L231 261L232 260H234ZM21 260H23V259H21ZM20 260V261H21ZM46 260V259H45ZM99 260V261H98ZM122 260H123V258H122ZM229 260V259H228ZM51 261V260H50ZM50 261H45V262H43V264H52V262H50ZM140 261V260H139ZM142 261H144V260H142ZM194 262H196L195 260H193ZM23 262V261H22ZM37 262V261H36ZM35 262V263H36ZM90 262H89V260H88V263L90 264ZM118 262H119V260H118ZM23 263H25V262H23ZM40 263V262H39ZM193 263V262H192ZM197 263V262H196ZM218 263V262H217ZM216 263V264H217ZM232 263H233V261H232ZM20 264H22L21 262H20ZM195 264V263H194ZM214 264V263H213ZM220 264V263H219ZM229 264V263H228ZM235 264V263H234Z\"/></svg>", "mask_w": 264, "mask_h": 264}]
</instances>
